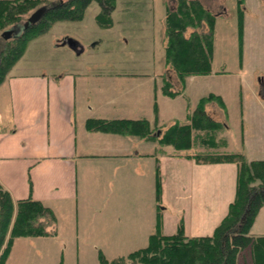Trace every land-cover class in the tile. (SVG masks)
Wrapping results in <instances>:
<instances>
[{
  "label": "crops",
  "instance_id": "0c3cea01",
  "mask_svg": "<svg viewBox=\"0 0 264 264\" xmlns=\"http://www.w3.org/2000/svg\"><path fill=\"white\" fill-rule=\"evenodd\" d=\"M246 38L245 28L242 70ZM18 63L0 85V183L14 200L32 195L54 209L57 232L42 236L63 237L66 245L91 242L100 253L103 243H148L160 218L166 233L181 221L189 236L214 232L235 198L237 163L200 162L155 139L86 125L91 117H145L154 125L157 102L159 123L167 127L174 120L161 121L165 77L145 92L140 88L150 78L94 73L92 63L58 71ZM254 94L264 107V91ZM242 103L248 109L244 97ZM230 151L264 158V136L244 135L242 146ZM250 234L264 235V206Z\"/></svg>",
  "mask_w": 264,
  "mask_h": 264
},
{
  "label": "trees",
  "instance_id": "16d2710c",
  "mask_svg": "<svg viewBox=\"0 0 264 264\" xmlns=\"http://www.w3.org/2000/svg\"><path fill=\"white\" fill-rule=\"evenodd\" d=\"M92 1H49L30 11L35 0H0V85L22 57L31 39L46 33L56 21L82 19ZM97 1L101 6L97 14L98 20L103 25H110L116 0ZM237 3L241 43L244 38L245 0H237ZM42 6L46 10L36 22L8 38L4 37L5 30L25 22ZM218 15L202 0H177L176 7L167 11L165 60L183 82L188 76L213 71ZM163 91L167 95L176 96L182 90L175 89L171 80L165 77ZM211 100H216L226 110L223 97L211 92L200 98L193 111H188L186 121L177 120L165 128L159 123L157 102L154 107V125L145 117H91L87 120L86 125L91 130L136 134L157 140L163 148L173 146L178 151L194 148L199 140L209 148L186 152L187 155L200 162L233 161L238 166L235 198L212 234L189 236L183 221L179 223L177 231L166 233L160 218L147 245L131 251L127 257L120 256L113 260L100 251L99 264H126L127 259L134 264H239L240 256L244 258L243 264H264V235L250 234L255 219L264 206V158L249 159L241 151L212 150L217 149L218 135L225 124L206 108ZM222 143L227 142L223 140ZM156 179L157 200L160 201L162 184L159 165L156 168ZM57 222L54 209L41 199L30 195L14 200L10 191L0 183V264H6L16 237L56 234Z\"/></svg>",
  "mask_w": 264,
  "mask_h": 264
},
{
  "label": "rangeland",
  "instance_id": "374dc122",
  "mask_svg": "<svg viewBox=\"0 0 264 264\" xmlns=\"http://www.w3.org/2000/svg\"><path fill=\"white\" fill-rule=\"evenodd\" d=\"M49 1L56 0H35L30 11ZM202 1L219 14L215 24L213 71L209 74L188 76L183 82L166 63V14L169 8L176 7L177 0H116L110 25H103L98 20L101 6L97 0H93L82 19L56 21L46 33L31 39L18 60L20 62L16 64L24 62V69L58 71L57 67L92 63L94 65L90 68L94 73L150 78L147 79L149 83L140 88L145 92L153 88L156 79L160 82L163 77H168L174 88L182 91L172 97L162 95V122L186 121L187 111H193L202 96L211 92L220 94L226 101V110L216 100L206 104L208 111L225 124L218 135L219 145L212 150L239 149L244 135L251 140L264 136V107L254 94L264 91V0H245L244 3L243 34L246 28L247 41L243 70V42L240 43L239 39L237 0ZM68 37L78 40L82 50L78 51L65 42ZM34 39L37 40L33 43ZM30 46L32 48L29 50ZM243 97L248 109L242 107ZM223 140L227 143H222ZM164 148L175 150L173 146ZM207 148L198 140L194 148L179 151L195 152ZM146 243L117 246L103 243L100 247L107 258L113 260L120 256L127 257L130 251ZM243 260V256H240L239 264H243ZM99 263V251L91 242H68L66 245L63 237L42 235L18 236L6 261V264ZM126 264L134 263L127 259Z\"/></svg>",
  "mask_w": 264,
  "mask_h": 264
},
{
  "label": "water",
  "instance_id": "95a60500",
  "mask_svg": "<svg viewBox=\"0 0 264 264\" xmlns=\"http://www.w3.org/2000/svg\"><path fill=\"white\" fill-rule=\"evenodd\" d=\"M45 10H46L45 6L38 8L28 17V19L23 23V25H20V23L15 24L9 29L5 30L3 32L4 37L8 38L13 33H17L21 31L24 27L28 26L30 23L36 22L43 15ZM65 42H67L71 47L77 49L78 51L82 50V46L80 45V42L73 37H68V39Z\"/></svg>",
  "mask_w": 264,
  "mask_h": 264
}]
</instances>
